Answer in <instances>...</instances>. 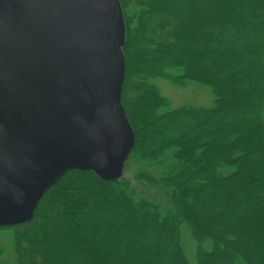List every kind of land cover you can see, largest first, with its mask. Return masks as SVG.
Segmentation results:
<instances>
[{"label":"trees","instance_id":"obj_1","mask_svg":"<svg viewBox=\"0 0 264 264\" xmlns=\"http://www.w3.org/2000/svg\"><path fill=\"white\" fill-rule=\"evenodd\" d=\"M121 1L122 100L136 132L127 174L68 171L32 220L0 226L17 252L0 249V264H264V0ZM159 80L201 83L214 102L174 107ZM133 170L157 195L137 189Z\"/></svg>","mask_w":264,"mask_h":264},{"label":"water","instance_id":"obj_2","mask_svg":"<svg viewBox=\"0 0 264 264\" xmlns=\"http://www.w3.org/2000/svg\"><path fill=\"white\" fill-rule=\"evenodd\" d=\"M121 0H0V226L32 220L68 171L124 175Z\"/></svg>","mask_w":264,"mask_h":264},{"label":"rangeland","instance_id":"obj_3","mask_svg":"<svg viewBox=\"0 0 264 264\" xmlns=\"http://www.w3.org/2000/svg\"><path fill=\"white\" fill-rule=\"evenodd\" d=\"M190 17L192 20L194 19L191 13H190ZM194 28L196 29L198 28V26H194ZM191 48L193 49V47ZM157 82L160 85L163 94L170 97L174 107H177V106H180L186 103H195V104L210 106L214 102V95L211 89L208 86H205L201 83H198L195 81H189L186 86H176L167 80H159ZM133 96H134V93H133ZM178 120H182L185 123L190 124L192 128L196 127L194 116L185 115V116L180 117ZM161 122H163V119L159 120L160 126L162 124ZM205 126L209 130H212V131L214 130V123L212 120L206 121ZM234 133H235V130L233 131V134ZM157 134L158 133H155L152 136H156ZM175 134L176 132L172 131L171 135L174 136ZM211 138L213 139V136H211ZM133 167L136 170V167L135 166ZM134 174L135 172L133 170V173H130L128 176L132 178V183L137 187L138 190L145 191V193L149 194V196L157 195V193H155V190L153 188L148 187V186L146 187V185L142 184L140 181H138V179L134 177ZM184 211L187 212V209L184 208ZM24 230H26V228L22 229V231ZM14 235H15L14 230H10V228L0 229V249L4 250L3 255H2L3 259L13 261L17 257V252L14 249V241H15ZM19 235H24L28 239V235H30V233L29 232L19 233ZM185 238H186L185 243H186L188 253L190 254L192 258L193 257L195 258V249L193 248V244L186 235H185ZM24 242H25V246H28V242L26 240H24ZM101 246H104V245H101ZM29 248H31L30 244H29ZM32 248L34 249V246ZM22 252H25V250H23Z\"/></svg>","mask_w":264,"mask_h":264}]
</instances>
